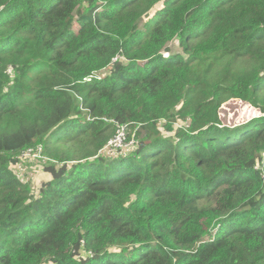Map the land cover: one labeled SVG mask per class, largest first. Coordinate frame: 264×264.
<instances>
[{"label": "trees", "instance_id": "16d2710c", "mask_svg": "<svg viewBox=\"0 0 264 264\" xmlns=\"http://www.w3.org/2000/svg\"><path fill=\"white\" fill-rule=\"evenodd\" d=\"M0 264H264V0H0Z\"/></svg>", "mask_w": 264, "mask_h": 264}, {"label": "rangeland", "instance_id": "374dc122", "mask_svg": "<svg viewBox=\"0 0 264 264\" xmlns=\"http://www.w3.org/2000/svg\"><path fill=\"white\" fill-rule=\"evenodd\" d=\"M170 46L173 48L172 52L178 50L180 51L177 42L172 43ZM172 52H166V54L170 55ZM220 114L222 122L225 123V125L235 126L252 119L257 114H259V111L250 104H246L240 100L231 99L221 106ZM178 125L182 127L184 126V123L179 121ZM126 130L128 132L130 129L127 128ZM134 143H136V139ZM134 143L131 144L129 148L136 147L137 144L134 145ZM49 166H51L50 163H46L43 161V159L31 158L24 160L20 165L13 167V169L21 177L25 178L26 181L31 180L32 185L38 189V187H40L44 182L48 181L52 176L51 172L47 170V167Z\"/></svg>", "mask_w": 264, "mask_h": 264}, {"label": "built area", "instance_id": "2783aa9c", "mask_svg": "<svg viewBox=\"0 0 264 264\" xmlns=\"http://www.w3.org/2000/svg\"><path fill=\"white\" fill-rule=\"evenodd\" d=\"M128 125L123 126L117 131V134L111 138L108 142L107 147L109 149H117V148H123V147H129L131 144H133V140H128L127 136V129ZM29 152L33 154V157L35 159H44V154H43V146H35L29 148Z\"/></svg>", "mask_w": 264, "mask_h": 264}]
</instances>
